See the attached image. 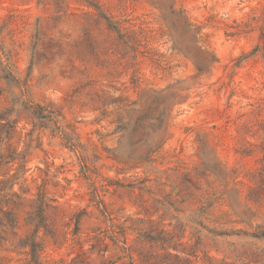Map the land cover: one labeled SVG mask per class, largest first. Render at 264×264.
Wrapping results in <instances>:
<instances>
[{"label": "rangeland", "instance_id": "1", "mask_svg": "<svg viewBox=\"0 0 264 264\" xmlns=\"http://www.w3.org/2000/svg\"><path fill=\"white\" fill-rule=\"evenodd\" d=\"M0 264H264V0H0Z\"/></svg>", "mask_w": 264, "mask_h": 264}, {"label": "trees", "instance_id": "2", "mask_svg": "<svg viewBox=\"0 0 264 264\" xmlns=\"http://www.w3.org/2000/svg\"><path fill=\"white\" fill-rule=\"evenodd\" d=\"M30 244H31L32 261L35 262L36 264H41L38 257V243L35 240H32Z\"/></svg>", "mask_w": 264, "mask_h": 264}]
</instances>
